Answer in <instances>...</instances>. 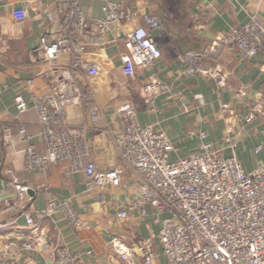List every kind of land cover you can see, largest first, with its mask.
Here are the masks:
<instances>
[{
	"label": "crops",
	"instance_id": "0c3cea01",
	"mask_svg": "<svg viewBox=\"0 0 264 264\" xmlns=\"http://www.w3.org/2000/svg\"><path fill=\"white\" fill-rule=\"evenodd\" d=\"M42 1L45 5L51 2ZM105 1L83 0L82 5L89 16L101 18ZM120 1L134 7V20L123 29L114 25L105 37L117 41L89 46L84 58L96 63L99 73L91 76L85 69H78L76 76L87 97L82 102H64L62 107L63 125L82 131L98 168L124 167L114 145L120 128L115 111L124 101L137 106L140 123H155L163 128L178 146V155L200 150L197 131L206 130L216 148L225 155L235 153L247 170L264 162V119L245 123L242 118L254 103L264 104V54L241 59L221 44L232 25L246 22L252 12L264 14V0ZM37 3L38 0H0V200L13 195L7 186V170L12 168L30 185L27 207H44L50 192L71 197L82 223L74 225L63 212H57L40 219L33 229L24 214L7 215L0 225V248L10 250L4 264H46L58 241L80 255L78 264H122L123 251L130 252L137 264H145L144 247L151 242L158 249L153 264H162L166 258L159 251L160 222L155 221L153 208L142 215L135 206L138 178L130 168L124 169L120 186L108 185L104 192L88 187L85 173L68 172L67 161L54 163L47 170L26 168L29 141L19 134V128L25 126L34 133L41 129L31 93L43 96L55 92L59 73L54 68L70 60L68 54H63L52 67L32 54L41 35L55 31ZM14 5H26L29 18L14 19ZM140 23L155 31L164 52L160 59L138 68L131 76L122 67L121 54L126 51L123 30ZM194 62L203 63L206 71L188 74L187 67ZM213 72L221 74L222 82ZM29 78H33L30 85ZM20 93L30 104L23 112L18 111L14 101ZM191 129L196 133L189 135ZM31 142L38 150L44 149L40 137ZM118 209H126L129 217H118ZM27 237L36 238L45 247L11 254L14 252L9 239Z\"/></svg>",
	"mask_w": 264,
	"mask_h": 264
},
{
	"label": "built area",
	"instance_id": "2783aa9c",
	"mask_svg": "<svg viewBox=\"0 0 264 264\" xmlns=\"http://www.w3.org/2000/svg\"><path fill=\"white\" fill-rule=\"evenodd\" d=\"M50 1L45 5L38 0L37 5L43 8L55 31L42 34L31 52L52 67L63 54H68L70 60L54 68L59 73L55 92L43 96L31 93L33 105L39 111L41 129L34 133L25 126L19 128V134L29 141L25 149L26 168L47 170L54 163L67 161L68 172L85 173L87 186L98 187L102 192L108 185L120 186L124 169L130 168L138 178L139 196L135 206L142 215L148 214L149 207L153 208L155 221L160 222L159 251L166 258L162 264H264V162L247 170L235 153L225 155L216 148L206 130L197 131L200 150L178 155V146L168 133L155 123H140L137 106L124 101L116 107L120 128L114 136L124 167L103 170L91 158L82 131L63 125V103L82 102L87 97L76 71L85 69L91 76L99 73L98 65L86 60L84 54L91 45L117 41V38L105 40V37L114 25L123 29L134 20L135 9L124 1L106 0L103 16L93 18L85 12L83 0ZM11 14L14 19L25 21L30 11L26 5H14ZM123 32L124 73L134 76L138 68L147 67L163 56L158 35L149 25L140 23ZM221 44L241 59L264 54V14L252 12L246 22L232 25L222 36ZM205 71L201 62L187 67L191 75ZM212 75L222 82L219 72ZM32 82L33 78H29L28 85ZM2 89L0 86V91ZM14 101L19 112L30 107L23 93L16 95ZM259 117L264 119V104L260 102L251 105L242 116L245 123ZM195 133L194 129L189 131V135ZM36 137L44 143L41 151L31 142ZM7 172L10 174L7 186L13 195L0 200V225L7 215L24 214L27 224L35 229L40 219L57 212H63L74 225L82 223L81 213L71 197H59L50 192L44 207H27L30 185L12 168ZM117 216L128 218L129 213L118 209ZM9 243L13 246L11 254L45 247V243L34 237L9 239ZM157 255L156 246L148 242L144 247L145 264H153ZM9 256L10 250L0 248V264ZM120 258L122 264H137L130 252H121ZM79 260L78 253L58 241L46 264H78Z\"/></svg>",
	"mask_w": 264,
	"mask_h": 264
}]
</instances>
